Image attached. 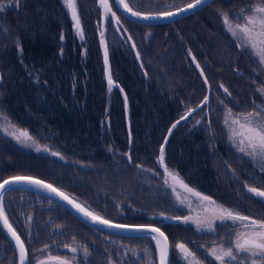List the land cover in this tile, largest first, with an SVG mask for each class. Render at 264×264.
<instances>
[{
  "label": "trees",
  "instance_id": "trees-1",
  "mask_svg": "<svg viewBox=\"0 0 264 264\" xmlns=\"http://www.w3.org/2000/svg\"><path fill=\"white\" fill-rule=\"evenodd\" d=\"M23 1L17 16L10 22L21 47L15 49L9 41L4 43L6 37L0 38V100L14 121L72 160L95 168L89 172L98 169L114 172L111 176L114 183L126 182L131 170H137V164L143 165L142 169L155 168L156 157L168 137L164 145L166 163L181 179L226 207L264 220V200L243 201V186L219 177L210 161L206 131L208 126L215 124L216 117L209 107H217L211 101L222 93L219 83L226 85L230 97L239 96L244 105H249L255 101L254 80L258 76L264 77L251 58L248 62L238 61L239 57L231 51L229 44L231 58L235 57L237 61L225 65L229 77L221 74V62L209 52L211 40L207 33L213 31L217 35V31L221 32L214 21L216 15L230 12L224 6L217 7L220 0L189 17L167 24L145 26L126 19L128 27L136 29L139 35L133 41L135 47L119 39L107 40L110 73L118 84L111 91L105 78L104 57L95 22L91 18L97 15L96 11L82 10L84 39L79 42L60 0ZM132 1L136 2L126 0L130 7L140 12L156 13L175 7H153L154 0H139L140 5H133ZM229 1L231 6L232 2L241 5L242 1L252 0ZM147 31L157 34L145 40L142 36ZM223 39L226 41V36ZM6 46L9 49H1ZM137 48L142 51L143 68L134 56ZM190 53L199 61L207 84L199 77L189 58ZM241 62L246 63L245 67ZM172 79L174 82H167ZM122 94L129 105V125ZM205 96H208V102L202 104ZM197 105L201 106L198 108ZM192 109L195 111H191L187 119H180ZM216 110L219 108L214 112ZM201 113H205L204 117ZM178 120L180 123L172 128ZM1 152L0 181L11 175L26 174L67 189L60 173L49 174L18 165L15 158L28 156L6 144ZM126 153L131 154V163ZM116 172H121L119 179ZM239 176L243 178L244 174L240 172ZM115 220L147 224L144 218ZM190 231L183 230L187 237L192 235ZM163 232L169 234L166 228Z\"/></svg>",
  "mask_w": 264,
  "mask_h": 264
},
{
  "label": "rangeland",
  "instance_id": "rangeland-1",
  "mask_svg": "<svg viewBox=\"0 0 264 264\" xmlns=\"http://www.w3.org/2000/svg\"><path fill=\"white\" fill-rule=\"evenodd\" d=\"M60 1L62 2V0ZM135 1L136 2L132 1L133 5H140L138 3L139 0ZM191 1L193 0L180 3L178 0H154L151 5L153 7L158 6L164 8L174 5L175 7H172V9H177ZM23 3V0H18L17 6V0H0V38L6 37L4 43L9 41L11 45H14L15 49L20 48L21 45L18 35L13 33L15 29L10 22L17 16V12ZM217 4V7L224 6L226 9H229L230 12L226 13L229 14V18L232 22L236 23L237 18L233 15L234 13H239L241 9L246 8L248 5L264 4V0H252L251 2L242 1L241 5H234L232 2L231 6L229 0H220ZM109 5L112 11L116 13V16L119 17V24L115 22L110 13L107 15L105 14L104 9L99 4V0H77V10L80 20L82 10H90L91 12L95 10L97 13L94 18H91L95 22L94 25L97 31L100 52H102L103 57L104 47L101 45V32L104 34L103 39L107 47V40L109 39H119L123 43L133 46V41H135V38L139 35L136 29L128 27L126 23L127 20L120 16L117 8H115L113 0H109ZM65 10L67 11L66 8ZM67 13L69 20L72 22L73 32L78 41L81 42L82 39L77 34L71 15L68 11ZM214 21L218 30H221V32L217 31V35L213 31L211 33L207 32L211 36H208L211 41L208 42L210 47H207L210 48V54H214L221 62V74L225 77H229V73L226 72L224 68H228L229 63L237 61L235 57L231 58V53L228 50L227 44L232 48L231 51H233L235 56L239 57L238 61L244 59L248 62L249 58H251L264 74V66L260 65L255 57L238 47L239 41L226 31L221 14H217ZM239 22L242 23L243 21L241 20ZM223 32L224 36L227 38L226 41L223 39ZM199 33H202V31L200 30ZM156 34L157 32L155 31H147L142 38L145 40L151 39ZM1 49L6 50L9 48L6 46V48L1 47ZM137 53H139V58H137ZM206 54L211 56L208 52ZM134 56L140 68H143V62L141 61L142 51H140L139 48H137ZM193 57V54L190 53L189 58L192 60L199 77L203 79V77L200 76V69L196 67L199 61H197V59L193 60ZM222 58L224 62H222ZM245 65L246 63H242V66L245 67ZM174 67L177 68L178 66L174 65ZM108 70L110 71V64H108ZM172 81L174 82V79L168 80L167 82L170 83ZM219 84L223 85L221 83ZM225 88L228 89L226 85H223V87L220 88V90H222L221 95H215L211 101L212 105L215 103L217 107H214V109H211V106L209 107V111L216 117L215 124L208 126L206 131L208 134L207 141L211 165L214 167L218 176L223 180L227 179L228 181L230 179L233 184L234 182L237 184L236 186H243L242 195L245 198L243 201L249 199L250 201L259 200L262 202V198H258L254 194L248 192V188L256 187L264 191V187L262 186L264 185V165L258 161L254 162L243 153L238 152L236 146L229 141V133L224 124V119L227 114V109H231L232 113L237 115L248 113L253 110H264V96L257 91V89L264 88V77L258 76L257 79L254 80L253 88L257 95L255 94L254 96L255 101L249 105H244L241 100L242 98L239 96L236 98L230 97V95H228L229 90L228 93H226L224 91ZM123 97L125 106L124 113L127 125H129V105H127V99L125 100L126 96L123 95ZM239 105L243 107L240 108ZM218 108L219 110L214 112V110ZM205 113H201V117H204ZM5 117L6 119H4ZM9 122L11 125L15 126L16 129L21 131L26 130L37 142L39 147L42 149L47 147L49 151L45 152L42 150L37 152V145L29 147L18 142L12 135L4 131L5 128L8 129V132L13 131V128L9 127ZM27 143L31 144L30 141ZM5 144L8 147L11 146V148H14V150L19 153L28 156H19V158H15L18 165L26 166L32 170L39 169V172L60 173L62 179L67 184V189L62 190L71 195L81 205L87 207L88 210L116 222L117 220L115 219L122 221L131 220L133 218H144L147 224H155L162 230L166 228L169 231L167 235L170 244V264H186V261L175 248L177 243H184L195 253L196 257L201 261V264H219L214 257L209 255V250L212 248H219L221 245L224 248L232 246L236 232L241 230L240 227L237 224H233L232 221H220L219 219H215L217 213L213 211L220 206L238 212L237 210L224 206L210 195H206L198 189H194L184 180L183 181L193 189L194 192H199L202 196L210 197L211 201L214 203L200 200L194 194L186 192L179 186H177V190L174 192L172 187L169 186L172 183L171 180L169 181V185H166L164 183L163 167L158 163L159 156L156 157L155 168H146L150 170L146 171L145 169L137 167V170H131V175L126 182L114 183L111 179V176L115 174L114 172H108L102 169H98L96 172H89L95 168L91 165L72 160L69 156L60 152L56 147H52L48 142H45L43 138L37 137L27 128L19 125L8 115L7 111L4 110L0 100V150L5 147ZM52 152L60 153L64 159L51 155ZM2 153L3 152L0 154L3 155ZM168 168L176 172L169 166ZM240 172L244 174L243 178H240ZM221 173L226 174L227 177H223ZM116 174L119 179L121 172H116ZM241 182L244 184H241ZM112 187L113 190H111ZM236 189L238 188L236 187ZM177 194H179L181 199H177ZM181 200H183V203H181ZM262 205L264 206V204ZM4 208L13 228L25 242L29 255V264H38L39 260H47L49 255L67 259H71L75 256L73 264H157L158 262L156 245L151 237L144 236L120 239L121 237L106 235L92 228L82 226L78 224L73 216L63 207L55 204L47 197L35 191L33 192L29 189L20 188L7 190L4 192ZM240 214L249 216L242 212ZM29 217H31L30 220ZM174 217H190L191 219L188 223H184L182 219L177 220L174 219ZM249 217L254 218L252 216ZM205 220L212 221V230H209L207 224L204 223ZM187 229L191 230V236L189 235L187 237V234L183 232V230ZM59 230L61 232V238L56 237V233ZM46 245L47 248H45ZM65 245L76 247L77 252L72 253L70 248H66ZM84 247H87L88 255H85L83 251ZM146 249L150 255L145 253ZM0 264H18L16 253L13 251L9 241L6 240L1 230ZM49 264H54V262H49ZM248 264H250V261Z\"/></svg>",
  "mask_w": 264,
  "mask_h": 264
},
{
  "label": "snow or ice",
  "instance_id": "snow-or-ice-1",
  "mask_svg": "<svg viewBox=\"0 0 264 264\" xmlns=\"http://www.w3.org/2000/svg\"><path fill=\"white\" fill-rule=\"evenodd\" d=\"M115 2L123 5V10L134 17L148 19H158V18H168L175 15H179L185 11L196 8L197 6L206 4L208 0H194V3H189L185 7L177 8L176 11H165L158 13L157 15H146L140 11H134L132 7L129 6L125 0H115ZM64 7L71 15V19L74 22V27L77 30V34L80 38L84 39V32L81 25L80 16L77 10V0H62ZM100 6L104 9L105 14H111V17L115 20L117 24L120 23L119 17L116 13L112 11L109 5V0H99ZM18 6V0H17ZM237 18V22L233 23L229 18V14L221 13V18L223 20L225 29L231 36L239 41L237 45L243 51L255 57L259 64L264 66V4H252L246 6V8L241 9L239 13L233 14ZM243 21L242 23L239 21ZM103 32H101V45L104 47V64L107 75V83L109 91L115 86V82L112 79L111 73L108 70V49L107 45L103 39ZM63 39V36H61ZM135 47V45H133ZM137 58H139V53H137ZM195 60V57H193ZM196 67L200 69V75L204 76L203 69L200 68V64L197 63ZM204 83L207 84V77L204 79ZM223 87V85H221ZM121 91H123L121 89ZM228 93V89H224ZM257 91L264 96V88L257 89ZM231 95V93H228ZM126 100V98H125ZM208 96L204 97L202 104H207ZM222 103V102H221ZM201 105H197L200 107ZM259 107V106H258ZM190 110L188 113L191 114ZM6 119V117L4 118ZM181 120L186 119V116H182ZM180 123L178 120L172 125V128L176 127V124ZM199 123V121H198ZM224 124L229 133V141L232 142L238 152L243 153L245 156L249 157L252 161H258L264 165V110L256 111L253 110L248 113L233 114L231 109H227V114L224 119ZM9 127L13 128V131L8 132L5 128L4 131L12 135L18 142L25 144V146L37 145V142L32 138V136L25 130L21 131L16 129L15 126L11 125L9 122ZM171 129H169V134ZM31 142L28 144L27 142ZM166 142V141H165ZM49 151L47 147L43 149L36 146V151ZM51 155L57 156L60 159L64 157L58 152H52ZM128 156L129 163L132 162V157L130 153H126ZM158 163L164 170V183L169 185L171 180L172 190L176 192L177 186L184 189L186 192L194 194L200 200L208 201L209 203H214L211 201L210 197L202 196L199 192H194L184 181L179 177V174L170 170L165 163L164 146L160 148V154L158 157ZM138 168H143V165L137 164ZM146 171H150L145 169ZM15 184H26L30 186H35L38 188H43L51 193L56 194L62 200L67 201L72 205L73 208L85 218L90 219L93 223H98L104 225L108 228H115L124 231H137V232H149L154 233L151 239L156 242V250L159 254V264H169V241L168 237L159 227H154L152 225H127V224H114L110 220L101 217L95 212L88 210L87 207L81 206L79 203L70 199L64 192L53 187L49 183H45L43 180L36 179L31 176H13L9 179H5L0 183V228L6 230V235L10 236L11 240L15 243V248L19 252V264H26L27 260V248L25 246L24 240L13 228L9 221V218L5 212L4 208V192L9 185ZM248 192L254 194L258 198L264 199V191L256 187H249ZM177 199H181L179 194H177ZM183 203V200H181ZM216 214L215 219L220 221H232L233 224H237L240 227V231L236 232L235 240L232 246L224 248L222 245L219 248H212L209 250V255L214 257L219 264H264V220H258L251 218L246 215H241L232 209L223 208L222 206L213 210ZM31 217H29V220ZM174 219H182L184 223H188L191 219L190 217H174ZM204 223L207 224L209 230H212V221L205 220ZM199 227V223H198ZM66 248H70L72 253L77 252L76 247H71L65 245ZM47 248V245L45 246ZM175 248L179 251L182 258L186 261V264H201V261L196 257L195 253L192 252L184 243H177ZM85 255H88L87 247L83 249ZM147 255H150L148 250H145ZM75 261V256L71 259L61 258L59 256L53 257L48 256L47 260H39L38 264H49V262H54V264H73Z\"/></svg>",
  "mask_w": 264,
  "mask_h": 264
},
{
  "label": "water",
  "instance_id": "water-1",
  "mask_svg": "<svg viewBox=\"0 0 264 264\" xmlns=\"http://www.w3.org/2000/svg\"><path fill=\"white\" fill-rule=\"evenodd\" d=\"M215 0H208V2L206 4H203V5H200V6H197L196 8L194 9H191V10H188V11H185L179 15H175V16H172V17H168V18H158V19H148V20H145V19H142V18H137V17H134L132 16L131 14L125 12L123 10V5L115 2V0H113V3L115 5V8H117L118 12L120 13V15L125 18V19H128L129 21L133 22V23H138V24H141V25H162V24H167V23H171V22H176L178 21L179 19H183V18H186V17H189V15H192V14H195L197 12H199V10H202L204 9L205 7L209 6L210 3L214 2ZM126 2V0H125ZM127 3V2H126ZM189 3H194V0L189 2ZM188 3V4H189ZM187 5V4H186ZM186 5L184 6H181V7H178V8H182V7H185ZM134 11H137L135 9H133ZM167 11H176V9H172V10H167ZM142 13V12H141ZM158 13H161V12H156V13H148V12H145L143 14H146V15H157ZM203 79L205 78L204 76H202ZM105 78L107 80V75H106V71H105ZM116 86H118V84L116 83L115 86L113 88H116ZM199 108V107H198ZM196 108V109H198ZM186 116V119L189 117V114L185 115ZM185 120V119H184ZM167 139L168 137L163 141V146L167 143ZM166 141V142H165ZM13 176H30V175H11L9 177H6L4 179H2L0 181V183H2L5 179H9L10 177H13ZM31 177H34L36 179H40V180H43L39 177H36V176H31ZM45 183H49L51 184L50 182L46 181V180H43ZM52 185V184H51ZM53 187L59 189L60 191L64 192L62 189H60L59 187H57L56 185H53ZM12 188H20V189H29L31 191H35L37 193H39L40 195L44 196V197H47L48 199H50L51 201H53L54 203H57L58 205L62 206L64 209L68 210L77 220H80L85 226H88L89 228H93L99 232H103L105 234H108V235H113V236H118V237H127V238H133V237H144V236H149V237H152V235H155L154 233H149V232H137V231H124V230H119V229H115V228H108L104 225H101V224H98V223H93L90 219L88 218H85L82 214L78 213L76 211L75 208L72 207L71 204H69L67 201L65 200H62L59 196H57L56 194L54 193H51L43 188H38V187H35V186H30V185H26V184H15V185H9L7 186V189L5 190V192L7 190H10ZM65 193V192H64ZM70 199L74 200L75 202H77L71 195H69L67 192L65 193ZM79 203V202H77ZM80 204V203H79ZM81 205V204H80ZM83 206V205H81ZM101 216V215H100ZM103 217V216H101ZM105 218V217H103ZM107 219V218H105ZM109 220V219H108ZM112 223L114 224H127V223H120V222H116V221H113V220H110ZM2 223V222H0ZM127 225H152V224H127ZM154 227H159L157 225H152ZM160 228V227H159ZM161 229V228H160ZM2 234H4L5 238L7 241H9L13 251H15L16 253V257H17V262L19 264V252L18 250L15 248V243L14 241L11 240L10 236L6 235V230H3L2 228H0ZM161 231H163L161 229ZM17 232V231H16ZM167 236V234H165ZM168 237V236H167ZM168 241H169V238H168ZM155 245H156V242L154 241ZM169 249H170V244H169ZM157 256H158V262L157 264H159V254L157 252ZM170 259H171V255H170V250H169V264H170ZM29 257H28V251H27V260H26V264H29Z\"/></svg>",
  "mask_w": 264,
  "mask_h": 264
},
{
  "label": "flooded vegetation",
  "instance_id": "flooded-vegetation-1",
  "mask_svg": "<svg viewBox=\"0 0 264 264\" xmlns=\"http://www.w3.org/2000/svg\"><path fill=\"white\" fill-rule=\"evenodd\" d=\"M56 237H60V238H61V232H60V230L57 231V233H56Z\"/></svg>",
  "mask_w": 264,
  "mask_h": 264
}]
</instances>
